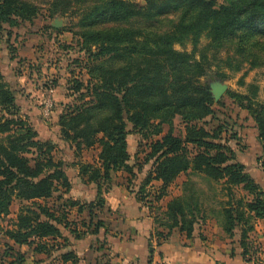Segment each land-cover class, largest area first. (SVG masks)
Masks as SVG:
<instances>
[{
	"label": "trees",
	"instance_id": "1",
	"mask_svg": "<svg viewBox=\"0 0 264 264\" xmlns=\"http://www.w3.org/2000/svg\"><path fill=\"white\" fill-rule=\"evenodd\" d=\"M85 1L75 35L79 52L87 57L88 80L74 81L76 103L60 114L58 127L61 141L75 150L77 158L98 149L96 165L74 164L81 179L98 186L97 199L88 205L65 198L72 186L68 165L54 158L58 145L38 139L22 115L16 92L0 74V219L11 214L15 202L21 206L13 228L1 231L4 237L49 257L60 250L59 239H65L61 227L74 228V208L79 213L87 210L93 219V210L104 206V187L116 174L124 171L135 179L151 165L137 200L150 213L156 211L158 225L189 239L204 218L200 190L192 178L224 181L229 201L223 210V230L229 238L240 230L242 255L247 258L253 222H264V190L236 161L235 151L220 143L228 124L213 131L203 125L215 116V100L200 79L214 67L222 80L228 78L222 71L236 74L246 66L264 67V0H144L145 6L136 0ZM69 5L60 10L55 4V15H66ZM38 15L39 8L31 2L0 0L1 25L17 28L33 23ZM204 36L209 44L199 50ZM187 42L193 45L191 53L175 49ZM222 52L225 59L220 58ZM12 61L4 59L6 64ZM230 96L248 113L264 143V103L241 94ZM177 118L185 125V136L171 131L164 135L163 127H172ZM132 134L145 143L142 163L131 164ZM259 163L264 171V158ZM182 175L188 179L181 185V195L159 214V204ZM236 188L252 199L237 198ZM5 247L6 256L15 252L8 244ZM59 257L61 264L77 263L72 254ZM12 259L8 264L26 263L19 252Z\"/></svg>",
	"mask_w": 264,
	"mask_h": 264
},
{
	"label": "rangeland",
	"instance_id": "2",
	"mask_svg": "<svg viewBox=\"0 0 264 264\" xmlns=\"http://www.w3.org/2000/svg\"><path fill=\"white\" fill-rule=\"evenodd\" d=\"M33 3L39 8V15L34 19L33 23H21L19 27H9L8 25L0 24V66L4 65V59L13 61L9 64L11 72V79L15 87L19 90L17 103L21 107L22 115L29 121L38 134V139L42 141H50L54 144L57 140V153L54 158L63 160L68 165V176L76 181L79 167L74 164H80L79 158L76 157L75 150L70 145L61 141L59 131H57L58 120L60 114L66 109L68 105L76 103L77 96H72L71 90L75 80L86 82L88 80L87 57L84 53L79 52L78 37L75 35L79 31V20L84 11L85 0H24ZM69 11L66 15H55V4L59 5L60 10L65 9L67 4ZM136 3L145 6L144 0H136ZM56 20L62 22V27L56 30L53 24ZM209 44V39L204 36L199 45V50H204ZM175 49L179 52L191 53L193 45L191 42L185 43L184 46L175 45ZM211 54V53H210ZM199 59V54L196 55ZM221 59L226 58L225 52L220 55ZM79 62L78 64L76 62ZM6 64V63H5ZM228 78L225 80L217 76L216 68L203 78L200 83L209 87L210 92L214 87L225 86L226 90L221 96L220 100H215L213 118L207 119L203 123L206 129L213 131L221 124H228V128L222 135V144L228 146L236 153V161L243 164L247 172L264 190V171L262 170L259 160L264 158L262 143L258 139L255 124L250 119L248 113L242 110L234 99H231L230 94H241L255 98V102L264 103V67L250 69L246 66L241 72L232 74L229 71H222ZM1 74V72H0ZM29 80L33 82L32 85L37 86L42 94L39 98L24 99L22 92H26L19 87V80ZM54 87L52 100L54 106L51 110L49 119H44L42 116V109L46 103L47 95L45 91ZM58 90V91H57ZM57 92V93H56ZM212 94V93H211ZM213 96V95H212ZM214 99V98H213ZM223 104V105H222ZM32 115H27L29 111ZM202 126V124H200ZM57 127V128H56ZM172 132L175 136H185V125L177 118L172 127L164 126L163 134ZM129 145L131 151L132 162H137L139 159L145 161L146 149L145 143L141 142L138 135L132 134L129 136ZM94 153L88 154L83 152L80 155L85 160L91 159ZM83 159V158H82ZM81 160V159H80ZM151 165L145 166L140 174L142 179L146 177ZM188 178L182 175L177 183L171 187V193L180 194V187L186 182ZM193 181L197 183L200 190L201 200L204 204V226L210 225L213 234L224 238L229 236L223 230L225 222L223 210L226 203L229 201L226 193V183H211L203 177L194 176ZM79 183V182H78ZM235 195L237 198H245L246 200L252 197L243 191L241 188H236ZM52 201V200H51ZM53 206L55 207V199H53ZM20 210V205L15 202L13 204L11 215L9 218L0 219V264L1 260L6 261L10 259L9 256L16 257V252L21 250L25 253L27 261L25 264H56L59 258V253L53 252L51 256L35 255L32 248L17 249L15 252H9L12 255L6 256L7 248L6 239L3 232L11 226ZM263 221L253 222L254 231L250 233L248 239V257L246 260H251L255 264H264V225L259 223ZM211 223H213L211 225ZM215 226L217 228H215ZM3 231V232H1ZM238 235V243L240 245V230L236 231ZM3 236V237H2ZM232 239V238H230ZM241 247V246H240ZM8 258V259H7Z\"/></svg>",
	"mask_w": 264,
	"mask_h": 264
},
{
	"label": "crops",
	"instance_id": "3",
	"mask_svg": "<svg viewBox=\"0 0 264 264\" xmlns=\"http://www.w3.org/2000/svg\"><path fill=\"white\" fill-rule=\"evenodd\" d=\"M9 64L4 63L0 66V72L16 92L18 100L19 90L9 77L11 75ZM6 72H8L7 75ZM32 83L29 80H19L20 89L26 88V92H22L25 100L39 98L42 94L43 90L40 91ZM53 91L55 92L54 89ZM32 113L30 110L27 115H32ZM57 131H59L58 128ZM55 142L57 143V140ZM130 147L129 145L131 154ZM85 152L94 154L87 161L84 157L79 158L78 161L96 165L98 149ZM134 163H142V160L131 161V164ZM69 179L72 187L65 198L88 205L96 201L97 185L89 184L86 179H81L79 172L75 182L71 177ZM142 180L141 175L134 179L124 171L116 174L113 182L104 187V206L93 210V219L87 210L79 213L74 208L71 212V219L75 226L71 230L61 227L65 239L58 241L60 247L58 255L72 254L76 258V264H255L251 260H246L242 255L238 235L232 239L224 238L222 235L218 236L221 233L220 230L215 235L212 230L213 223H211L213 226H204V222L200 221L190 239L184 233L177 230L169 232L165 227L158 225L155 222L156 211L150 213L136 198ZM155 185L159 186L160 183ZM180 195L181 192L178 195L171 193L170 190V196L161 201L158 206L161 207L159 214L166 211L168 202ZM17 203L20 205L19 202ZM56 206H59V203ZM18 215L8 228H13ZM94 225H97L96 231ZM259 225H264V222H260ZM161 233L164 237L159 236ZM6 243L14 250L26 247L16 246L9 240ZM32 250L34 252V247ZM18 252L25 256L27 261L25 253L21 250ZM34 254L39 255L35 252ZM9 258L8 263L13 260L11 256ZM59 258L56 264H61Z\"/></svg>",
	"mask_w": 264,
	"mask_h": 264
},
{
	"label": "built area",
	"instance_id": "4",
	"mask_svg": "<svg viewBox=\"0 0 264 264\" xmlns=\"http://www.w3.org/2000/svg\"><path fill=\"white\" fill-rule=\"evenodd\" d=\"M53 93H54L53 89H49V90H47V92L45 94V95H47L48 98H47L46 103L42 109V116L46 120L50 118L51 110L54 106V102L52 100Z\"/></svg>",
	"mask_w": 264,
	"mask_h": 264
},
{
	"label": "water",
	"instance_id": "5",
	"mask_svg": "<svg viewBox=\"0 0 264 264\" xmlns=\"http://www.w3.org/2000/svg\"><path fill=\"white\" fill-rule=\"evenodd\" d=\"M53 27L58 30L62 27V22L59 21V20H56L55 23L53 24ZM226 90V87L225 86H217V87H214L212 90H211V93L213 95V98L214 100L218 101L220 100L221 96L223 95L224 91Z\"/></svg>",
	"mask_w": 264,
	"mask_h": 264
}]
</instances>
